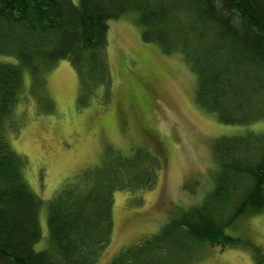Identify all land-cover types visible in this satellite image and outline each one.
<instances>
[{"label": "trees", "instance_id": "trees-1", "mask_svg": "<svg viewBox=\"0 0 264 264\" xmlns=\"http://www.w3.org/2000/svg\"><path fill=\"white\" fill-rule=\"evenodd\" d=\"M128 14L137 15L144 42L184 57L197 80L196 102L219 123L264 121V0H0V264H95L111 241L114 193L155 186L157 157L146 149L106 155L48 201L49 247L37 252L44 203L7 141L24 73L40 90L43 73L68 61L82 92L110 87L108 23ZM213 153L218 171L203 203L122 249L110 264H188L196 245L251 247L225 229L264 211V135L218 139Z\"/></svg>", "mask_w": 264, "mask_h": 264}, {"label": "rangeland", "instance_id": "rangeland-1", "mask_svg": "<svg viewBox=\"0 0 264 264\" xmlns=\"http://www.w3.org/2000/svg\"><path fill=\"white\" fill-rule=\"evenodd\" d=\"M108 26L110 87L82 92L68 61L43 73L40 90L24 73L23 92L9 121L14 129L7 133L11 149L25 160V181L44 203L37 252L49 247L46 205L67 182L96 168L106 155L127 157L146 149L157 157L152 189L114 193L111 241L95 264H110L122 249L158 234L172 217L203 203L218 171L216 140L264 135V121L224 125L202 108L196 102V77L184 57L144 42L136 14ZM225 234L251 247L196 245L186 256L188 264H257V250L264 264V211L239 218Z\"/></svg>", "mask_w": 264, "mask_h": 264}]
</instances>
